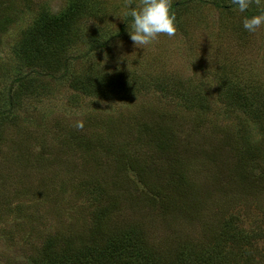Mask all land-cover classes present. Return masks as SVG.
I'll list each match as a JSON object with an SVG mask.
<instances>
[{
    "label": "rangeland",
    "instance_id": "1",
    "mask_svg": "<svg viewBox=\"0 0 264 264\" xmlns=\"http://www.w3.org/2000/svg\"><path fill=\"white\" fill-rule=\"evenodd\" d=\"M11 2L5 10L11 22L2 23L4 16H0V110L13 115L0 141V264H24L31 253L41 249L47 230L62 222L77 218L73 220L76 228L86 226L88 211L94 207L78 202L74 184L102 170L97 172L100 165L92 161V151L78 147L75 137L83 132L104 141L109 136L107 127L112 125L117 134L111 133L107 141H140L135 129L130 132L119 122L125 114L132 119L141 102L161 108L168 120L179 121L185 113L216 129L209 134L208 128L195 133L183 123L178 133L175 145L184 156L175 154L171 162L188 180L193 203L190 212L156 210L142 181L133 173L121 172L120 192L113 196L121 217L140 222L155 243H175L177 238L198 239L201 229L233 213L239 216L237 224L245 230L244 236L255 239L249 231L260 227L252 226L258 216L254 201L261 203L264 196L255 191L236 192L228 183H221L219 177L223 178L227 169L218 166H222L227 153L217 162L208 155L224 149L225 143L236 145L243 136L252 141L262 134L254 118L246 115L264 98V26L255 33L243 27V20L258 11L255 5L241 13L231 0H180L176 3L179 6H172L176 35H160L151 45L139 48L130 39L132 18L125 22L129 17H119L128 11L125 0H79V4L76 0ZM69 4L81 9L73 18L75 23L67 26L65 36L72 39H63L60 44L64 57L60 67L49 70L24 63L21 31L34 22L39 11L55 15ZM124 22L125 28L119 33ZM95 38L108 39L107 46L100 52L87 51ZM95 65L108 75L114 68L125 67L130 74L139 76V92L132 100L119 101L104 93L74 89L76 75L72 71H81L85 66L84 73H89ZM21 74L27 84L14 81ZM157 82L164 89L156 88ZM233 86H241L249 98L236 102L227 96ZM22 87H26L25 91L14 105L11 95ZM152 117L149 113L144 118ZM78 122L82 127L76 126ZM229 135L237 138L232 140ZM205 148L208 150L203 152ZM100 150L98 162L110 161L102 147ZM110 167L115 171L114 163ZM47 189L54 195L46 197ZM87 200L90 202V198ZM17 204L21 205L19 209ZM262 242L260 238L258 246Z\"/></svg>",
    "mask_w": 264,
    "mask_h": 264
},
{
    "label": "trees",
    "instance_id": "2",
    "mask_svg": "<svg viewBox=\"0 0 264 264\" xmlns=\"http://www.w3.org/2000/svg\"><path fill=\"white\" fill-rule=\"evenodd\" d=\"M9 1L0 0V16H4L2 23L5 24L11 22V18L5 11L12 4ZM76 1L77 4L81 3L79 0ZM176 3H180V0L174 1L173 6H179ZM214 3L219 5V2ZM80 9L78 5L69 4L67 9L55 15L39 11L34 22L20 33L22 39L19 42L24 63L49 70L57 65L59 68L64 59L60 44L64 43L63 39L68 41L72 39L65 36L67 26L75 23L73 18ZM125 22L121 25L119 33L125 28ZM107 43L108 39H92L87 51L100 52ZM95 66L89 73H84L87 68L85 66L80 69L81 71H76L79 69L72 71L76 75L75 80L79 77L75 83V80L73 81L72 87L78 90L84 89L89 93H104L108 98H116L119 101L132 100L139 92L142 83H137L139 76L130 74L124 69L125 67L114 68L113 74L108 75ZM81 74H83L82 77ZM13 79L16 83L18 82L17 84H27L23 81V74ZM87 80H91V83H86ZM148 83L151 84L152 81ZM154 86L164 89L161 82H157ZM24 88L26 87L12 93L11 100L14 105L19 95L24 93ZM226 95L234 98L236 102L249 98V93L245 92L241 86H233ZM252 96L255 95L252 94ZM262 99L260 106L257 105L246 113L248 117L254 118L256 125L262 130L258 139L251 141L243 136V140L238 141L236 145L225 143L222 150L213 153L208 151L213 162L220 161L222 157H225L223 153H227L222 166H218L223 170L227 169L222 175L223 178L219 177L221 183H228L236 192L247 194L255 191L254 194L260 196H264V98ZM202 107L200 106L201 109L205 108ZM226 108L233 110L230 104H227ZM139 111L138 115L134 114L132 119L125 114L119 124L129 131L135 129L140 141L126 139L124 143H120L116 138L107 141L106 138L111 136V133L117 134V130H114L112 125L107 127L109 136L104 141L97 137L91 138L83 132L79 133L77 138L75 137L74 143L78 147L83 148L85 152L92 151L90 154L92 161L101 166L97 167L100 169L97 172L102 170L101 173L79 179L74 184L75 198L80 200L78 202H85L87 208L94 207L88 211L89 222L86 226L76 228L73 220L77 218H74L68 223L62 222L56 227L53 226L52 230H47L41 249L31 253L24 264H264V225L262 226L264 199L261 203L254 201L258 204V216L252 221V226L259 224L260 227L249 230L255 237L253 239L250 235V240L249 235L244 236L245 230L237 224L239 216L233 213H229L225 220H216L217 222L201 229L199 233L202 236L198 239L177 238L175 243H155L150 232L140 222L131 220L128 216L121 217L118 202L113 198L120 192L121 172L133 173L142 181L146 192L151 197V205L156 210L163 213H169L172 210L190 212L193 203L189 198L191 193L188 190V180L181 169L175 170V165L173 166L171 162L174 161L175 154L184 156L183 151L175 145L178 133L183 130V123L186 126L189 124V129L195 133L208 128L209 134L216 129L215 125L206 124L201 118L189 117L185 113L179 121L168 120L165 111L159 107L152 108L146 102H141ZM148 111H152L149 112L153 115L151 119L144 118L145 115H149ZM12 118L13 115L0 110V141L3 138L2 132L7 125L6 122ZM171 118L175 117L172 115ZM244 122L247 120L245 119ZM240 123L245 125L243 122ZM101 147L105 156L110 158V161L108 159L104 164L98 162L97 154L101 151ZM207 150L205 148L203 152ZM113 163L115 171L110 167ZM102 165L107 166L103 168ZM106 171H110L111 175ZM153 178H158V181ZM50 190L52 191V188ZM50 190L47 189L46 197L54 195ZM87 198H90V202ZM17 206L18 209L21 207L19 204ZM76 221L78 223V220ZM260 238H263V244L258 246Z\"/></svg>",
    "mask_w": 264,
    "mask_h": 264
},
{
    "label": "clouds",
    "instance_id": "3",
    "mask_svg": "<svg viewBox=\"0 0 264 264\" xmlns=\"http://www.w3.org/2000/svg\"><path fill=\"white\" fill-rule=\"evenodd\" d=\"M232 5L238 7L241 13L248 11L249 7L255 5L258 11L243 20V27L250 33H255L264 26V3L262 0H231ZM173 0H125L128 9L121 19L131 17L132 28L130 39L134 45L143 48L151 45L158 36L166 35L173 37L177 33L176 15L173 10ZM77 127H82L78 122Z\"/></svg>",
    "mask_w": 264,
    "mask_h": 264
}]
</instances>
